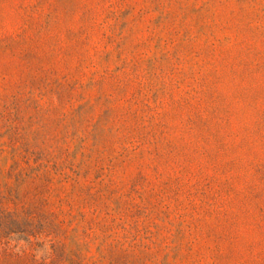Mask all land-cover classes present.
Wrapping results in <instances>:
<instances>
[{
  "label": "rangeland",
  "instance_id": "1",
  "mask_svg": "<svg viewBox=\"0 0 264 264\" xmlns=\"http://www.w3.org/2000/svg\"><path fill=\"white\" fill-rule=\"evenodd\" d=\"M0 264H264V0H0Z\"/></svg>",
  "mask_w": 264,
  "mask_h": 264
}]
</instances>
